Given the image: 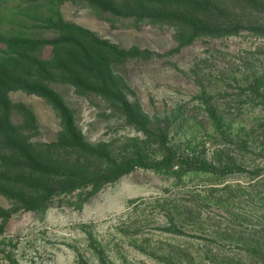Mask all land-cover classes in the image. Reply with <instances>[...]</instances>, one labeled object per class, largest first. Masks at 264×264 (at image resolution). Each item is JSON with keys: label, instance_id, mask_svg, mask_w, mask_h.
<instances>
[{"label": "rangeland", "instance_id": "1", "mask_svg": "<svg viewBox=\"0 0 264 264\" xmlns=\"http://www.w3.org/2000/svg\"><path fill=\"white\" fill-rule=\"evenodd\" d=\"M27 2L0 6L1 37H55L51 30L30 29V18L25 16L40 6L62 23L89 31L122 50L150 53L151 58L129 59L113 65L112 70L124 80L129 101L139 106L154 135L164 136L167 145L179 153L200 155L211 162L223 153V161L229 155L247 170L264 166V133L258 128L264 121V107L256 101L241 106L248 92L240 90L245 87L243 78L250 80L253 72L259 76L264 69L263 40L201 39L175 51L171 28L135 25L129 19L109 22L89 7L70 2ZM44 56H49L48 50ZM51 87L71 112L83 140L92 146H108L116 161L135 155V146L146 139L101 98L83 95L68 85ZM9 98L34 114L35 141L50 143L59 138L60 119L44 100L23 92L10 93ZM13 122L19 124L20 118L14 115ZM232 139L245 142L252 152L230 154L233 147L224 143ZM246 181L237 176L230 180L242 185ZM172 183V178L136 170L104 187L80 210L55 198L41 215L0 196V211L8 212L7 220L0 218V264H168L162 262L161 253L174 246L193 257L200 254L196 262L205 264L199 251L205 245H217L181 224L179 218L171 220L174 208L195 203L201 218H211L217 225L229 217L213 204L202 207L207 182L196 179L180 189L172 188ZM236 212L247 213L248 209L236 208ZM249 214L245 226L259 221L258 212ZM173 223L181 232L170 230ZM220 248L222 253L232 254L231 248Z\"/></svg>", "mask_w": 264, "mask_h": 264}, {"label": "trees", "instance_id": "2", "mask_svg": "<svg viewBox=\"0 0 264 264\" xmlns=\"http://www.w3.org/2000/svg\"><path fill=\"white\" fill-rule=\"evenodd\" d=\"M16 1L0 0V6ZM26 1L36 4L39 0ZM41 1L87 6L109 22L129 19L135 25L171 28L177 42L175 51L201 39L254 37L264 41V0ZM25 17L30 18V29L51 30L56 36H0V196L24 211L41 215L55 198L80 210L104 187L136 170L172 178L174 189L199 179L207 182L204 189L208 194L202 207L213 204L229 219L220 225L211 218L204 220L199 207L190 203L175 207L171 220L179 218L181 224L198 230L205 241L217 245H205L199 251L205 264H264V166L247 170L229 155L223 161V153L216 154L213 162L200 155L179 153L167 145L164 136L154 135L139 106L129 101L124 80L112 70L113 65L133 58H151L152 54L122 50L89 31L62 23L57 15L54 18L41 11L40 6ZM45 50L48 57L44 56ZM252 74V79L241 81L245 87L240 90L248 92L241 106L256 101L264 107V69L259 76ZM53 84L68 85L83 95L101 98L125 118L128 126L141 131L146 139L135 146V155L116 161L108 146L86 143L63 99L52 89ZM14 92L44 100L58 115L61 132L55 142L33 139L37 135L36 118L23 104L11 101L9 95ZM14 115L20 118L19 124L13 122ZM258 128L264 133V121ZM224 145L233 147L230 154L252 152L245 148V142L232 139ZM156 156L158 160H154ZM236 176L247 181L244 185L230 182ZM236 208H247L248 212L238 213ZM251 212L259 213V221L245 226L243 222H250ZM7 213L0 211V218L7 220ZM171 226L170 230L181 232L177 224ZM226 246L232 254L222 253L220 247ZM161 254L162 262L168 264H202L196 262L200 254L193 257L176 246Z\"/></svg>", "mask_w": 264, "mask_h": 264}]
</instances>
